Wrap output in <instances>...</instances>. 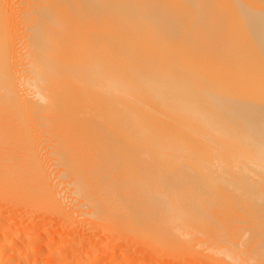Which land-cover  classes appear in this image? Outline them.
Instances as JSON below:
<instances>
[{
    "label": "bare ground",
    "instance_id": "6f19581e",
    "mask_svg": "<svg viewBox=\"0 0 264 264\" xmlns=\"http://www.w3.org/2000/svg\"><path fill=\"white\" fill-rule=\"evenodd\" d=\"M86 64H97L98 70L95 65H88L87 70ZM121 65L132 71L128 76L135 80L134 87L144 81L158 106L167 107L174 117L158 110L159 123L153 122L156 119L143 123V114L137 111L147 114L146 118L154 115L152 119L156 111L147 108L150 102H144L146 106L130 95L122 74L113 70ZM76 74L97 95L90 98L84 93L79 96L80 104L71 89V99L68 95L60 98L68 103L63 105L58 100V83L55 86L52 81L58 75L70 76L69 80ZM217 89L224 94L219 95ZM214 90L219 96H214ZM85 97L92 105V100L98 102L92 112L76 107L89 112L90 125L98 128L86 125L90 116L85 121L86 113L74 109ZM69 103L72 107H67ZM86 105V109L91 107ZM62 113L68 118L61 120ZM0 116H15L11 120L20 126H15L20 132L13 131L14 136L0 134V205L10 199L27 206L21 207L22 214L12 205L6 221L0 216V264H110L114 257L107 258V252L118 247L119 241L123 247L115 257L123 262L113 264H130L136 259L140 264L142 260L163 264L159 258L169 264L186 252V262L191 264H264V0H0ZM33 119V124L41 121L43 129L47 121L67 119L71 128L64 127L97 138L95 150L91 146L87 150L93 152L90 155L83 150L85 143L78 146L75 137L64 133L62 138L53 132L52 145H47L50 152L56 149L54 164L51 159L56 175L67 179L63 177L62 185L59 182L60 187L65 182L63 189L53 187L58 177L55 185L44 184L55 174L44 181L40 143L38 147L31 133L35 131ZM245 121L253 122L254 131ZM158 128L165 133L157 132ZM88 141L89 145L94 142ZM178 162L182 169L188 163L191 168L202 166V175L199 171L197 176H203L206 169L212 174L206 171L207 179L236 178L237 194L233 188L232 194L238 195L233 202L238 207L231 206L233 214L228 216L231 210L218 208L223 202L199 210V204H194L196 209L190 210L192 206L181 208V199L178 209L185 210L183 214L168 206L177 186L170 195L166 185L177 182L171 180H176ZM156 171L170 181L155 184ZM208 181L210 191V186H220ZM182 183L187 185V181ZM231 187L225 190L231 192ZM159 190H167V195L163 193L165 201L169 197L166 203L170 196L172 200L165 204ZM192 197L189 203L187 198V205L195 202ZM202 201L204 207L206 201ZM149 232L151 239L154 234L156 240L162 236V244L173 241L178 251L186 250L177 255L171 249L173 254L167 251L156 257L154 253H162L157 251L159 244L142 237ZM137 242L147 253L157 251L150 252L149 261L146 251L135 252ZM169 248L173 247H165Z\"/></svg>",
    "mask_w": 264,
    "mask_h": 264
},
{
    "label": "rangeland",
    "instance_id": "374dc122",
    "mask_svg": "<svg viewBox=\"0 0 264 264\" xmlns=\"http://www.w3.org/2000/svg\"><path fill=\"white\" fill-rule=\"evenodd\" d=\"M20 33H21V34H20ZM19 35H20V36L22 35L21 29H20ZM18 43H19V42H18ZM69 62H70V60H69ZM70 63H71V62H70ZM70 63H69V66H70L71 68H69V70H70L71 72L69 71V73L73 74V73H72V72H73V71H72L73 66H71ZM88 65H95V66H96L95 69L98 70V66H97V64H88ZM88 65H87V64L84 65V67H85L87 70H88V68H89ZM79 66H81V65H77V67H79ZM123 66H124V65L116 66V68H113V70H114V71L116 70V71H115L116 73H120V74H122V77H123V79L126 81L127 86H128V85L130 86V87H129V88L131 89V94H130V95L133 96V97H135V98H137V99H140L141 101H143V103L146 102L147 105H148V103L150 102L147 108H149V107L152 108V107H153V109H155V111H156L155 113H153V114H156V115H155L156 117H155V118L153 117V119H152V116H154V115H152V116L150 117V118H151V119H150L149 116L146 118L147 114H144L143 112H139V111H137V112H138V113H136L137 115H139V114L142 115V114H143V115L141 116L142 119H140L139 117H138V118H139L143 123H145V121H147V120H148L147 122H149V120H152V121H153V120L156 119L155 121H153V122L155 123L156 121H158V119H157V115L159 114V111H161V112H160V114H161V113L163 112V110H164V112H165L166 114L171 115L172 117H174L173 114L170 112V110L167 109V107H166V108H160V105L158 106V101L155 100V98L153 97V95L149 92L150 89L148 88V85H146L144 81L139 80V81H141V82L139 83V85H137V87H134V86H136V84H133L132 82L135 81V80L133 79V77L131 78V76H128V74L131 75L130 72H132V71H130V68H128V67H126V66L123 67ZM121 68H123V69H122L123 72L121 71ZM125 68H126V71H124ZM139 68H140V70H144V71H146L144 67H139ZM141 68H142V69H141ZM119 70H120V71H119ZM140 70H138V71L140 72ZM77 71L79 72V70H77ZM135 71H137V68H135ZM138 71H137V72H138ZM144 71H143V72L141 71L140 73H144ZM124 74H125V75H124ZM184 74H185V73H184ZM182 75H183V74H182ZM63 76H64V77H63ZM60 77H61V78H60ZM69 77H70V76H69ZM69 77H68V76H65V75H58V76L56 77L57 80L54 79L55 81H54V80L52 81V82H53L52 85L56 84L55 86H57V83H58L59 91H58L57 94L59 95V93H60V95H59V98H58V97H57V98H58V100H59L61 103L66 102V100L61 101V99H64V98L66 97V95H68V96L70 97V99H71V95H70V92H69V90H71V89H72L71 92L75 91V92H73L74 94L72 93V95H75V94H76L75 96H76L78 99H79V98L81 97V95H83L84 93H86V94H84L85 96H86V95H87V96L89 95L90 98L95 96L96 93H94L93 91L91 92L90 89H89V88L87 89V87L85 86V84L82 83V82H84V79H83V78H78V77H77V74L74 76V78L76 77L77 82H79V81L81 82V83L79 82L80 85H81V86H79V83L76 82V79H74V78H70V79L68 80ZM53 78H54V77H53ZM59 78H60V79H59ZM47 79H48V80H46L47 83L50 84L51 80H49V78H47ZM73 79H74V80H73ZM79 79H81V80H79ZM82 79H83V80H82ZM154 79H155V80L157 79V81L162 85V81H161V79H160L159 77L155 76ZM78 80H79V81H78ZM68 83H69V84H68ZM70 83H71V84H70ZM82 84L84 85V88L86 87L85 90H89V91H87V92H91V94H90V93L87 94V92H86L85 90H83L84 88H82V87H83ZM60 85H61V86H60ZM68 85H69V86L71 85V86L69 87ZM194 85H196V84L194 83ZM61 87H62V88H61ZM79 87H80V88H79ZM107 87H109V86L107 85ZM193 87H194V86H193ZM60 88H61V89H60ZM64 88L68 89V91H67L66 89H64ZM75 89H76V90H75ZM78 89H79V91H78ZM107 89L109 90V88H106V91H108ZM62 90H63V91H62ZM217 90H218V89H217ZM217 90L212 91V93L215 94V93L217 92ZM61 91H62L63 93H61ZM66 91H67L68 93H67ZM77 91H78V92H82V91H83V93H81V94L79 93V94H78ZM76 92H77V93H76ZM218 92H219V95H220V93H223L221 90H218ZM77 94H78V95H77ZM223 94H224V93H223ZM223 94H221V95H223ZM62 95H63V96H62ZM96 95H97V94H96ZM147 95H148V96H147ZM219 95H216V94H215L214 96L217 97V96H219ZM68 96L66 97V99L69 98ZM75 96H74V97H75ZM79 96H80V97H79ZM105 96H106V94H105ZM61 97H62V98H61ZM76 97L74 98V101L76 100ZM82 97H83V96H82ZM223 97H224V95H223ZM60 98H61V99H60ZM84 99H85V100L83 101V99H82V101L85 102L86 104L91 105V107H89V108L86 109V106H87V105H86V104L83 105V104H84L83 102H82V105H80V104H81V103H80V102H81V98H80L79 102L77 101V102L80 103V104H77V105H75V106L73 105V106H74V109L77 108L76 110H80L81 108L76 107V106L79 105V107H82V106H83V108H84L86 111H90L91 108H92L93 106H96L97 103H98L97 101H93V100H92V103H93V105H92V104H90L91 101H89V100H90L89 98H86V97H85ZM86 99H87V100H86ZM147 100H148V101H147ZM59 101H58V102H59ZM67 101H69V100H67ZM86 101H89V103L86 102ZM69 102H70V101H69ZM72 102H73V99H72L71 103H72ZM151 102H152V103H151ZM155 102H156V104H155ZM74 103H76V102H74ZM146 103H144V104L146 105ZM94 104H95V105H94ZM63 105H68V103H67V104L63 103ZM147 105H146V106H147ZM150 105H151V106H150ZM154 105H156V106H154ZM157 106H158L159 108H158ZM67 107H72V106H70V103H69V106H67ZM156 107H157V108H156ZM83 108L80 110L81 112H82V111L85 112V110H83ZM76 110H74V111L77 112ZM158 110H159V111H158ZM67 111L70 112V110H68V109H67ZM71 111H72V110H71ZM64 112H66V111H64ZM75 112H74V113H75ZM91 112H92V110H91ZM164 112H163V113H164ZM67 113H68V112H67ZM67 113H62V115H61V120H62V118H68V116L66 117V115H65V117H64V114H67ZM85 113H86V118H82L81 116H80V117H81L82 119H85V121H86L87 117H89L91 114H90L89 112H88L89 114H88L87 112H85ZM73 116H74V115H73ZM73 116H72V117H73ZM143 116H144L146 119H145V118L143 119ZM72 117L70 116V118H72ZM74 117H76V116H74ZM91 117H92V116H90V118L87 119V120H88V121H87V124H86V123H85V124L88 125V126H91V127L93 126L92 128H98V127H97L98 125H97V126H96L95 124H91V125H90V123H93V122H91V120L93 121V119H92ZM159 117H160V116H158V118H159ZM11 118L14 119L15 116H0V134L2 133V134H6L7 136H9V135L14 136V135L12 134L13 131L16 130V131H18V133L20 132V131H19L20 129L18 130V129L15 128V126H16L17 124H15V123L11 120ZM7 119H8V120H7ZM9 119L12 121L11 123L8 122V121H10ZM74 119H75V118H74ZM74 119H73V120H74ZM90 119H91V120H90ZM17 120L20 121V119H19L18 117H17ZM71 120H72V119H71ZM73 120H72V121H73ZM89 120H90V122H89ZM65 121H67V119H63V121H61V122H60V119H59V122H58V123H53V122H48V121H47L46 125H42V127H44V129L47 128V130H45V131H44L43 128L39 127V124L41 125V121H39V122H36V121H35V124H33L34 119H33V121H32V125H33V127H34L33 129H35V131H32L31 133H33V136H34L35 140L37 141V142H36V145H37L38 147H39V143H40V147H39V149H40V153L42 152V153H41L42 155H40V154H38V155L41 156V160L45 162V163H44V162H42V161L40 160V162H41V164L43 165L44 169H46V173H44V175H45V176H44V181L47 180L48 178H50L51 175L54 176V174H55L54 178H53V177L50 178V182H48L49 179H48L47 181H45L44 184H45L46 186H47V185H48V186H49V185H50V186H51V185H52V186L55 185L56 179H57V177H58V176L56 175V174H57V172H56V170H55L56 168L53 167L54 161H55V159H56V154H55L56 152H54L56 149H55V148H52V149H51V152H50V148H49V147H51L50 145H52V142H51V141L54 140L53 138H55V137H54L55 134H53V132H54V133H55V132H58L57 134H59V135H62V134L65 133V134H68V135H66V136H68V137H75L76 142H74V144H76V145L78 144V146H81L82 144L85 143V146L83 145V147H85V149H83V150H84L86 153H88V152L90 151V150H89V151L87 152V150L90 149V146H91L92 151L95 150L94 147H97V146H98V143L95 141V140H97V138L95 137V135L92 136V134H90V132H88V133H84L82 130H79V131H80V132H79V131H77L76 129H74V130L76 131V132H75V131H73V130H71V129H69V128H66V127H64V126L70 127V126L68 125V123L71 122V121L68 120V121H67L68 123H67V122L65 123ZM85 121H84V122H85ZM20 122H21V121H20ZM170 122H171V121H170ZM17 123H18V122H17ZM156 123H157V122H156ZM158 123H159V121H158ZM244 123H246L245 125L247 126V128H248V126H249V128L253 127V129H254V127H255L254 124H251V123H253V122H251V121H250V122H246V121H245ZM260 123H261V122H260ZM1 124H2V125H1ZM4 124H5V125H4ZM12 124H13V125L15 124V125L12 126ZM21 124H22V122H21ZM37 124H38V127H37ZM47 124H48V125H47ZM55 124H59V125H55ZM64 124H65V125H64ZM10 125H11V126H10ZM34 125H35L37 128H39L40 130L37 129ZM49 125H50V126H49ZM86 125H83V126H85V128L87 129V126H86ZM192 125H193V124H192ZM253 125H254V126H253ZM262 125L264 126V124H262ZM22 126H23V125H22ZM48 126H49V127H48ZM55 126H58V127L56 128ZM81 126H82V125H81ZM94 126H95V127H94ZM104 126H105V125H104ZM157 126H158V125H157ZM196 126H197V125H196ZM196 126L194 125V127H196ZM19 127H20V126H19ZM19 127H18V125H17V128H19ZM45 127H46V128H45ZM51 127H52V128H51ZM59 127L63 128V129H61V128H59ZM158 127H160V126H158ZM49 128H51V129H49ZM70 128H71V127H70ZM160 128H161V127H160ZM48 129H49V132H48L49 134H47ZM59 129H60V130H59ZM42 130H43L44 132H43ZM50 130H52V133L50 132ZM156 130H157V129H156ZM250 130H251V131H254V130H252V128H251ZM4 132H6V133H4ZM42 132H43V133H42ZM68 132H69V133H68ZM85 132H87V131H85ZM109 132H110V131H109ZM157 132H159V133H165V132H163L162 130H159V128H158ZM7 133H8V134L10 133V134L8 135ZM34 133H37V134H34ZM39 133H41L42 135L39 134ZM14 134H15V135H18L17 132L14 133ZM45 134H46L47 136H46ZM52 134H53L54 136H52ZM65 134H64V135H65ZM39 135H40V136H39ZM64 135H62V138H64ZM69 135H70V136H69ZM18 136H20V135H18ZM35 136H36L37 138H36ZM41 136H42L45 140H48V139L51 138L50 140H48L49 143H48L47 141L45 142V140L42 139ZM49 136H50V138H49ZM82 136H84V137H83L84 139L82 138ZM90 136H92L93 139H92ZM45 137H46L47 139H46ZM86 137H87V139H85ZM77 138H78V139H77ZM38 139H39V140H38ZM88 139L94 141V142H90V143H92V145L87 144V143H89ZM94 139H95V140H94ZM82 140H84V141H82ZM98 141H99V140H98ZM44 142H45V143H44ZM81 142H82V143H81ZM42 143H43V144H42ZM50 143H51V144H50ZM45 144H46V145H45ZM47 144L49 145V147H48ZM79 144H80V145H79ZM86 144H87V145H86ZM15 145H16V144H15ZM87 146H88L89 148H88ZM93 146H94V147H93ZM41 147H42V148H41ZM46 147H48V148H46ZM52 147H53V146H52ZM83 147H82V148H83ZM86 147H87V148H86ZM35 149H37V148L35 147ZM54 149H55V150H54ZM78 149H79V147H78ZM46 150H47V151H46ZM92 151H91L90 153H88V154L91 155V154L93 153ZM36 152H37V150H36ZM52 152H54L55 155H54ZM16 153H17V152H16ZM44 153H46V154H44ZM47 153H48V154H47ZM49 153H50V154H49ZM51 154L53 155L54 158H53V157L50 158V157L52 156ZM44 155H45L46 158L44 157ZM50 155H51V156H50ZM49 158H50V159H49ZM1 159H2V158H1ZM51 159L53 160V164L51 163V162H52ZM45 160H47L48 162H50V164H49L47 161H45ZM190 163H192V162L190 161ZM190 163L186 164V165H188V168H183V169H182L181 167H179V166H182V164H181L180 162L177 163V165H178V164H180V165H178L177 169L175 168L176 171H174V172H176V174L174 175V177L176 178V180H175L174 178H172L171 182H172V181H177V182H179V183L176 182V183H177V184H176L175 182H172L171 185H170V184H168V185H166V184H164V185L161 184L160 187L164 186V188L162 187L163 189H165L166 186H167V189H169V187H170V189L168 190V192H169L171 189H174V188H175L174 186H177V188H176V189H177V192L180 191L178 194H177V192H176V189H174V191H173L174 193H173L172 191H170V195L173 193V198H175V199L172 200V196H170V198H171L172 201H171V200H168V202L171 201V204L167 202V203L169 204L168 206H171V205H172V208H173V209L177 207L175 210H176L177 212H178V211L180 212L181 209L179 210L178 208H180V207H179V204L181 203L180 201H181V199H182V203L180 204V206H181L182 204H184V205L181 206V208H184V206L186 205L184 209H186L187 206H188L187 208H189L190 206H192V207L189 208L190 210H192V209H196L197 207H198L199 209H201V208H205V205H206V207H208V206H211V207H212V206H215V207H216V203H217V206H220L219 204H222V202H223L224 205L222 204V205H221L220 207H218V208H225V209H227V210H229V211H230L231 209L233 210V209L235 208V206H237L236 204L234 205L233 202H235L236 198L238 199V197H237L238 195H236V194H237V189H236V187H235V186H236V178H230L229 176H227V178H225V180L222 179L224 182H227V181H228V183H226V184L224 183V185H223V181L220 180L219 177H218L217 179L209 178V179H211V184H210V185H214V184L216 183V182L212 181L213 179H214L215 181L218 180L217 183H216L217 187L220 185V186H219L220 188L218 187L219 189H218V188L216 189V188H215L216 186H214V187H213V186H210V188H212L211 190L214 191V192H213V191L208 190V189H209V187H208L209 184H208V186H207V183H208V182L210 183V181H208L209 179H207V178L205 177V176H207V172H208V171H207L206 169H205V172L207 171L206 173L203 171V176L206 178V182H207V183L204 181V182L206 183V185L204 184L205 186L202 187L201 185L204 183V182H203L204 177H203V176H197V175H198L200 169L202 170L203 167L200 166V167H201V168H200V167L198 166L197 168H196V167L191 168V167H190V165H191ZM193 163H194V162H193ZM193 163H192V165H191L192 167H193V165H194ZM189 164H190V165H189ZM44 165L46 166V168H45ZM184 165H185V164H183V167H184ZM201 165H203V164H201ZM186 167H187V166H186ZM178 168H179L180 170H179ZM190 168L193 169V170L195 171V176L193 175L194 172H192V170H191ZM44 169H43V171L45 172ZM185 169H186V170H185ZM188 169H189V170H188ZM197 169H198V171H196ZM47 170H48V172H47ZM177 170H179V171H177ZM183 170H184V171H183ZM203 170H204V169H203ZM53 171H54V173H53ZM181 171H183V172H182L183 175L180 174ZM187 171H190V172H188V174H187V173H186ZM177 172H179V173H177ZM184 172H185V174H184ZM191 172H192V174H191ZM51 173H52V174H51ZM157 173H158V172L156 171V173L154 174L155 177L152 176V177H154V179H155L154 181H155V182H158L159 180L162 181V180H163L162 177H164V175H162V174H161L162 172L160 173V171H159L160 174H159V173L157 174ZM200 173H201L200 175H202V172H201V171H200ZM204 173H205L206 175H205ZM208 173H209V172H208ZM50 174H51V175H50ZM178 174H180V175H179L180 177H179V176L176 177ZM186 174H187V175L190 174V175L187 176ZM209 174H210V173H209ZM49 175H50V176H49ZM160 175H161V176H160ZM191 175L194 176V177H192ZM210 175H211L210 177H212V174H210ZM46 176H47V177H46ZM60 176H61V175H60ZM157 176H158V178H157ZM63 177H64V179H65V175H64V176H61V178L58 177V179H57V184H56L57 186H53L54 189H55V187H57V188H58V186L60 187V184L62 185V183H63V181H64ZM136 177H137V176H136ZM141 177H142V176H141ZM141 177H140V178H141ZM191 177H192V179H195V180H196V178H198V177L200 178V177H201L200 179H201L202 181L200 180V182H203V183H200V182L197 183V180H198L199 178L196 180V182H195V180H193V181L195 182V183H194V182L191 181L192 179L189 180ZM214 177H215V176H214ZM66 178H67V176H66ZM140 178H139V179H140ZM159 178H160V179H159ZM161 178H162V179H161ZM180 178H182V179H180ZM187 178H189V179H187ZM54 179H55V180H54ZM59 179H60V181H59ZM62 179H63V180H62ZM146 179H147V182H148L149 179H148V178H146ZM167 179H169V181H170L171 178H169V177L164 178V180H165L166 182H168ZM178 179H179V180H178ZM186 179H187V180H186ZM230 179H231V180H230ZM52 180H53V181H52ZM61 180H62V181H61ZM65 180L67 181V179H65ZM132 180H134V178H133ZM132 180H130L129 182H131ZM164 180H163V181H164ZM183 180H184V181H183ZM188 180H189V181H188ZM51 181H52L53 184L51 183ZM83 181H84V180H83ZM143 181H145V178L143 179ZM154 181H153V179H151V182L154 183ZM181 181L184 182V183H186V181H187V185H186V184H183ZM198 181H199V180H198ZM47 182H48V183H47ZM59 182H60V184H59ZM61 182H62V183H61ZM132 182H133V181H132ZM188 182H189V184H188ZM191 182H192V183H191ZM212 182H213L214 184H213ZM218 182H219V183H218ZM234 182H235V183H234ZM49 183H50V184H49ZM158 183H159V182H158ZM158 183H155V184L160 185V183H163V182H160L159 184H158ZM173 183H175L176 185L173 184ZM229 183H231V184H229ZM233 183L235 184V186H234ZM64 184H65V182H64ZM64 184H63V186H64ZM179 184H180V185H179ZM195 184L197 185V187H196ZM227 184H228L229 187L227 186ZM165 185H166V186H165ZM172 185H173V186H172ZM194 185H195V186H194ZM199 185H200L202 188H200ZM225 185H226V186H225ZM231 185H232L231 189H232V188L235 189V191H236L235 193H236V194H235L234 192H233V194H232V191H234L233 189L231 190V192H228V191H230L229 188H230ZM63 186H61L62 189H63ZM153 186H154V185H153ZM178 186H179V187H178ZM181 186H182V187H181ZM188 186H190V187H188ZM53 187H52V188H53ZM61 187H60V189H61ZM65 187H66V185L64 186V188H65ZM154 187H155V188H158V186H154ZM160 187H159V188H160ZM171 187H172V188H171ZM192 187H194V188H192ZM195 187H196V188H195ZM204 187H206V189H207V187H208V189L206 190V189H204ZM222 187L224 188V190H223ZM225 187H226L227 190H228V189H229V190H228V191L225 190ZM234 187H235V188H234ZM159 188H158V189H159ZM178 188H179V189H178ZM190 188H191V189H190ZM198 188H199V189H198ZM213 188H215L216 190H214ZM158 189H156L155 191L158 192ZM160 189H161V188H160ZM181 189H182V191H181ZM188 189H190V190H188ZM195 189H196L198 192H197V191H194ZM199 190H200V193H199ZM203 190H205L204 193H208V191H210L211 193L213 192L212 194H214L215 197H214V195L212 196L211 193H208L209 195H208V194H204V193H203ZM161 191H162V190H159V192H161ZM189 191L192 192V196H193L194 193H195V195L193 196V197H194V200H193V201H195V202H194L193 204H192V202H191V203H190L191 205H190V204L187 205V204L191 201L190 197H192V196H191V193H190ZM201 191H202V193H201ZM215 191H216V192H215ZM226 191H227V192H226ZM164 192H166L165 194L167 195V190H166V191H163V193H164ZM183 192H184V193H183ZM186 192H187V193H186ZM163 193L161 192L160 194H163ZM175 193H176V196L174 195ZM180 193H181V194H180ZM219 193H220V194H219ZM226 193H228V194H226ZM158 194H159V193H158ZM160 194H159V195H160ZM165 194L160 195V197H161L162 199H164V203L167 204L166 201H167V198L169 199V197L166 196L167 198H166V201H165V198H163V197L165 196ZM168 194H169V193H168ZM197 194H198V195L201 194L199 197H200V199H202V200H204V201H206V200L208 199V200L206 201V204H204V207H203V201L199 199V197H198ZM179 195H180L181 198L179 197ZM203 195H204V197H205V195H207L208 198L205 197V198H207V199H205L204 197H202ZM228 195H230V196H228ZM232 195H233V196H232ZM174 196H175V197H174ZM183 196H184V198H183ZM185 196H187V197H185ZM239 196H241V195L239 194ZM188 197H189L190 200L188 199V203H187L186 201H187V198H188ZM193 197H192V198H193ZM196 197H197L198 200H195ZM226 197H228V198H226ZM179 198H180V199H179ZM203 198H204V199H203ZM210 198H212V200H211ZM229 198H231V201H232V202L229 201V200H230ZM214 199H215L216 201H214ZM218 199H219V200H218ZM7 200L11 201L10 199H7ZM7 200H5V204L3 205L4 207L0 205V216H2L1 214H3V216H4V218H3L2 221H6L5 218H6L7 216H10V214H9V209H11V206H12V205H13V208L16 207V208H18V209H20V210H21L22 208L25 209L24 206H26V204L23 205V206L20 205V204H16V203L14 204V203H13L14 200L11 201L13 204L10 205V202L7 201ZM176 200H178L179 202H177ZM199 200H200V201H199ZM209 200H210V201H209ZM225 200H226V202H225ZM47 201L49 202V200H47ZM184 201H185L186 203H185ZM198 201H199V202L202 201V202L199 203ZM208 201H209V203H211V205L208 203ZM211 201H212V202H211ZM15 202H17V201H15ZM196 202H197V203H196ZM218 202H219V203H218ZM7 203H8V204H7ZM17 203H18V202H17ZM19 203H20V202H19ZM207 203H208V205H207ZM225 203H226V204H225ZM228 203H231V205L229 206ZM21 204H23V202H21ZM30 204H31V203H30ZM194 204H196V205L199 204V205H197L196 208H195V207H194V206H195ZM200 204H201L202 206H201ZM15 205H16V206H15ZM149 205H150V204H149ZM193 205H194V206H193ZM232 205L234 206V208H232V207H233ZM228 206H229V207H228ZM231 206H232V207H231ZM21 207H22V208H21ZM26 207H27V206H26ZM166 207H167V206H164V208H166ZM193 207H194V208H193ZM215 207H212V208H215ZM230 207H231V208H230ZM237 207H238V206H237ZM8 208H9V209H8ZM168 208H169V207H168ZM170 208H171V207H170ZM191 208H192V209H191ZM198 208H197V209H198ZM209 208H210V207H209ZM173 209H172V210H173ZM199 209H198V210H199ZM20 210H19V211H20ZM52 210H54V209H52ZM52 210H51V211H52ZM190 210H187V211H190ZM232 210L230 211V213L228 212L227 215H228V214H231V213L233 214ZM24 211H25V210H24ZM24 211L21 210L20 213L23 214ZM51 211H50V212H51ZM181 211H182V212H181L180 214H183L184 212H186L185 210H181ZM6 213H7V214H6ZM187 213H188V212H187ZM5 214H6V215H5ZM174 214H175V213H174ZM225 214H226V213H225ZM187 215H189V214H187ZM48 216H49V215H48ZM48 216H47V217H48ZM174 216H175V215H174ZM177 216H179V215H177ZM228 216H229V215H228ZM150 232H151V231H150ZM150 232H149V234H148L149 236L147 235V236H142V237H143V238L145 237V238H144L145 240H147V239H149V240H153V239H154V240H153L154 243H155L156 245L159 244V246H160L159 250H157V251H160V252H162V253L159 254V252H158V254H157V253H154V252H157V251H153V250H150V251H148V253H147V251H146V247H145V246H142L143 244H140L141 242H140V243L137 242V244L135 243V247L140 248V245H141V248H140L141 250L138 249V248H134L135 252H137V251H141V252H142L143 250L146 251V252H144V251H143V252H144V253H147V254H145V255L147 256V257H146V259H147V258H148V255H151V256H152V253H154V255H155L156 257H158V255L161 256V254L163 255V254H165L167 251H168L167 253H170V254H171V253H172V252H171V249H172L173 252H175V253L178 251V250H177L178 247H176V246H177V243H176V242H173V241H172V242H170V243H167V242H168V241H167L165 244H162V242L165 241V240L161 239L162 236H161L160 234H159V236H157V239L161 236V238H159L161 241H160L159 239H158L159 241L156 240V238H155V236H154L155 234L153 235V237H152V239H151V238H149V237H151ZM152 234H153V233H152ZM125 235H129V233H128V234H124V236H125ZM131 236H132V235H131ZM133 236H134V235H133ZM133 236H132V237H133ZM132 237H131V238H132ZM135 237H136V235H135ZM135 237H133V238H135ZM139 237H141V236H139ZM139 237L137 236V238H139ZM147 237H148V238H147ZM163 237H164V236H163ZM137 238H135V239H137ZM125 239L130 240V239L127 238V237H126ZM141 239H142V238H141ZM141 239H138V240H141ZM122 240H123V239H122ZM155 240H156V241H155ZM121 242H122V241H121ZM156 242H160V243H156ZM163 243H164V242H163ZM171 243H172V244H171ZM138 244H139V246H138ZM160 244H162V246H161ZM168 244H171V245H168ZM174 244H175L176 246H175ZM118 245H119L118 247L113 248V251H112V248H110L111 251L109 250V253L107 252V254H109V255H107V258H108V257L110 258V255H112V254H113V257H114V260H113V258H112V256H111V258H112L111 261H112V262H111L110 264H113L114 262H117V261H118V262H119V261H120V262H123V260H120L121 258L119 259V256H116V257H115V255H117V253H119V252H120V249L123 247V244L120 243V241H119ZM126 245H127V243H126ZM121 246H122V247H121ZM159 246H158V247H159ZM168 246H169V247H173L174 249H173V248H169L170 251H169V250H166L165 247L168 249ZM174 246H175L176 248H175ZM142 247H143V248H142ZM161 248H162V249H161ZM108 249H109V248H108ZM108 249H107V250H108ZM163 249H164V250H163ZM183 249H184V248H183ZM118 250H119V251H118ZM162 250L164 251V253H163ZM175 250H176V251H175ZM184 250H186V249H184ZM184 250H182V249L180 250V249H179V251H178L179 253L177 252L176 254L179 255L181 252L184 253V252H183ZM97 252H99V251H97ZM116 252H117V253H116ZM150 252H152V253L150 254ZM175 253H174V254H175ZM182 253H181V254H182ZM172 254H173V253H172ZM184 254H185V256H186V254L188 255L187 252L184 253ZM180 256L182 257L183 255H180ZM185 256H183V257H185ZM183 257L180 258V260H175V261H174V260H169L170 262H169V261H168V262H169V264H188V263L191 264L190 262H186L187 256H186V258H185V261L183 260V259H184ZM141 258H142V257H141ZM139 259H140V258H139ZM142 259H143V258H142ZM142 259H141V260H142ZM148 259H149V258H148ZM148 259H147V261H149ZM181 259H182L183 261H182ZM116 260H117V261H116ZM136 260H137V259H136ZM136 260H133V261H136ZM141 260H140V261H141ZM158 260H159V263L162 262L163 264H167V260H166V261L163 260V259L161 260L160 258H159ZM187 260H188V259H187ZM133 261L130 262V264H140V263H138L139 260H137L136 263H134ZM144 261H146V260H144ZM142 263L144 264L143 260H142ZM142 263H141V264H142ZM145 263H146V262H145ZM146 264H147V263H146ZM153 264H154V263H153ZM156 264H158V262H156ZM192 264H193V263H192Z\"/></svg>",
    "mask_w": 264,
    "mask_h": 264
}]
</instances>
